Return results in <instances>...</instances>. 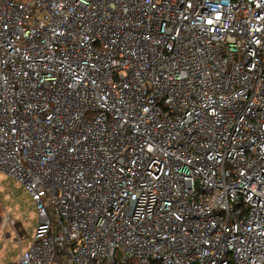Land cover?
Masks as SVG:
<instances>
[{
	"label": "built area",
	"instance_id": "obj_1",
	"mask_svg": "<svg viewBox=\"0 0 264 264\" xmlns=\"http://www.w3.org/2000/svg\"><path fill=\"white\" fill-rule=\"evenodd\" d=\"M0 172L8 264H264V0H0Z\"/></svg>",
	"mask_w": 264,
	"mask_h": 264
},
{
	"label": "rangeland",
	"instance_id": "obj_2",
	"mask_svg": "<svg viewBox=\"0 0 264 264\" xmlns=\"http://www.w3.org/2000/svg\"><path fill=\"white\" fill-rule=\"evenodd\" d=\"M3 214L13 221L0 225V264H8L31 242L38 217L23 186L12 176L0 172V218Z\"/></svg>",
	"mask_w": 264,
	"mask_h": 264
}]
</instances>
